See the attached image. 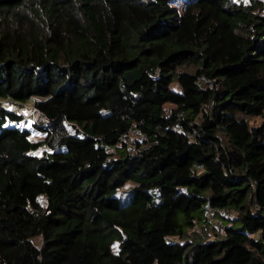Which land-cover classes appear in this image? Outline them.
<instances>
[{"label": "trees", "instance_id": "16d2710c", "mask_svg": "<svg viewBox=\"0 0 264 264\" xmlns=\"http://www.w3.org/2000/svg\"><path fill=\"white\" fill-rule=\"evenodd\" d=\"M0 264H264V0H0Z\"/></svg>", "mask_w": 264, "mask_h": 264}, {"label": "rangeland", "instance_id": "374dc122", "mask_svg": "<svg viewBox=\"0 0 264 264\" xmlns=\"http://www.w3.org/2000/svg\"><path fill=\"white\" fill-rule=\"evenodd\" d=\"M170 87L172 89H175V90L180 89V85L178 84L177 81L171 82ZM2 103L5 104L9 108H13V109L17 110L18 112H20L24 116L23 120H21L19 123L22 126H27L30 128V131H31L30 136L32 139H38V138L43 137L44 134L32 125L34 121H37L38 119H40V114L34 109L31 101H27V102H24L22 104H16V103H11L7 100H2ZM164 106H165L166 111L170 112V110L175 105L173 103L167 102V103H165ZM250 121L255 123L258 121V118H250ZM210 220L213 223L215 222L217 224H220V222H218L217 220H214L212 218H210ZM197 228H199V226H197ZM190 230H192V229H190ZM172 238L176 239L177 237L173 236ZM31 239L38 246H40L42 243V237L40 234H36V235L32 236ZM119 243H120V241H115L111 245L112 249L116 250L117 247L119 246Z\"/></svg>", "mask_w": 264, "mask_h": 264}, {"label": "built area", "instance_id": "2783aa9c", "mask_svg": "<svg viewBox=\"0 0 264 264\" xmlns=\"http://www.w3.org/2000/svg\"><path fill=\"white\" fill-rule=\"evenodd\" d=\"M130 148H132L131 145ZM204 214L209 218L217 220L218 222H221L222 218H228L227 210L220 207L207 206L204 209Z\"/></svg>", "mask_w": 264, "mask_h": 264}]
</instances>
